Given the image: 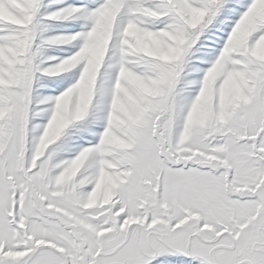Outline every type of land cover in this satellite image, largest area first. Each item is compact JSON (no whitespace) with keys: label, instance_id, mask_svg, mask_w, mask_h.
<instances>
[{"label":"snow or ice","instance_id":"6c2138e0","mask_svg":"<svg viewBox=\"0 0 264 264\" xmlns=\"http://www.w3.org/2000/svg\"><path fill=\"white\" fill-rule=\"evenodd\" d=\"M264 0H0V264H264Z\"/></svg>","mask_w":264,"mask_h":264},{"label":"rangeland","instance_id":"374dc122","mask_svg":"<svg viewBox=\"0 0 264 264\" xmlns=\"http://www.w3.org/2000/svg\"><path fill=\"white\" fill-rule=\"evenodd\" d=\"M258 54L261 55L262 57H264V49H260Z\"/></svg>","mask_w":264,"mask_h":264}]
</instances>
